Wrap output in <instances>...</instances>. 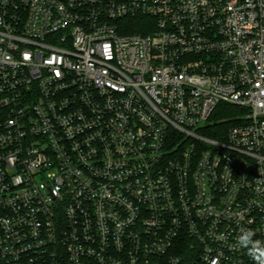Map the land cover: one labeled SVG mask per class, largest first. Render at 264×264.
Wrapping results in <instances>:
<instances>
[{
  "label": "built area",
  "instance_id": "obj_1",
  "mask_svg": "<svg viewBox=\"0 0 264 264\" xmlns=\"http://www.w3.org/2000/svg\"><path fill=\"white\" fill-rule=\"evenodd\" d=\"M241 230L264 241V0H0V264H254Z\"/></svg>",
  "mask_w": 264,
  "mask_h": 264
},
{
  "label": "trees",
  "instance_id": "obj_2",
  "mask_svg": "<svg viewBox=\"0 0 264 264\" xmlns=\"http://www.w3.org/2000/svg\"><path fill=\"white\" fill-rule=\"evenodd\" d=\"M132 31H140L137 27L132 28ZM241 111L240 108L230 105L220 103L216 106L215 110L211 114L208 123V134L216 136L214 131L217 128H227L232 125L235 121L234 117Z\"/></svg>",
  "mask_w": 264,
  "mask_h": 264
},
{
  "label": "clouds",
  "instance_id": "obj_3",
  "mask_svg": "<svg viewBox=\"0 0 264 264\" xmlns=\"http://www.w3.org/2000/svg\"><path fill=\"white\" fill-rule=\"evenodd\" d=\"M255 233L248 230H241L237 237L238 245L247 250L254 264H264V241L254 240Z\"/></svg>",
  "mask_w": 264,
  "mask_h": 264
},
{
  "label": "rangeland",
  "instance_id": "obj_4",
  "mask_svg": "<svg viewBox=\"0 0 264 264\" xmlns=\"http://www.w3.org/2000/svg\"><path fill=\"white\" fill-rule=\"evenodd\" d=\"M236 115H237V114H236ZM236 115H235V116H236ZM208 123H209V122H208Z\"/></svg>",
  "mask_w": 264,
  "mask_h": 264
}]
</instances>
